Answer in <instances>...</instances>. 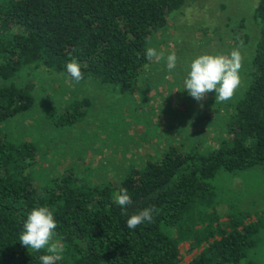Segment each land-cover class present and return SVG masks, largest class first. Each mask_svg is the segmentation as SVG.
<instances>
[{"label":"trees","instance_id":"1","mask_svg":"<svg viewBox=\"0 0 264 264\" xmlns=\"http://www.w3.org/2000/svg\"><path fill=\"white\" fill-rule=\"evenodd\" d=\"M183 2L0 0V264H41L39 257L50 254L19 241L28 213L39 206L57 223L52 242L64 252L56 264H178L181 243L199 249L185 264L245 258L258 222H243L246 215L233 212L234 205L216 202L212 182L220 173L264 167V0H251L257 36L249 79L233 103L221 106L214 146L202 149L189 135L183 143V134L103 178L105 162L90 152L83 159L73 152L70 164L52 168L41 164L46 151L36 139L12 130L38 95L25 70L42 67L73 80L66 64L75 58L79 82L131 87L150 66L146 49ZM68 100L52 126L74 125L90 105L87 97ZM121 188L132 199L126 215L115 202ZM144 208L154 209L153 222L127 228L129 216Z\"/></svg>","mask_w":264,"mask_h":264},{"label":"rangeland","instance_id":"2","mask_svg":"<svg viewBox=\"0 0 264 264\" xmlns=\"http://www.w3.org/2000/svg\"><path fill=\"white\" fill-rule=\"evenodd\" d=\"M250 3L251 0H184L181 7L171 12L167 28L159 32L152 45L165 59L174 52L175 68L169 71L164 60L151 61L139 82L131 87L77 83L42 67L25 70L24 76L34 82L38 95L32 108L12 123L13 133L25 132L30 139H36L40 150L46 151L40 155L41 164L50 163L52 168L70 164L73 152L77 155L79 151L82 159L85 152L87 158L90 152L93 159L105 162L108 171H103V178H111L110 172L117 173L128 161L141 160L146 152L152 153L163 143L171 144L170 139L176 142L183 134V143H187L189 135V141L202 149L214 146L219 139L221 119L217 117L223 111L221 106L233 103L249 79L251 50L257 36ZM241 41V83L235 97L222 103L215 100L214 92L199 102L192 98L183 83L191 61L203 54L227 55ZM83 97L90 100V105L74 125H51L50 121L71 102L68 99ZM102 166L98 164L97 169ZM212 183L217 190L216 202L234 205L233 212L239 210L246 215L243 222H258L255 243L237 264L246 260L264 264V167L220 173ZM187 249V243L179 245L178 264H185L199 250Z\"/></svg>","mask_w":264,"mask_h":264},{"label":"clouds","instance_id":"3","mask_svg":"<svg viewBox=\"0 0 264 264\" xmlns=\"http://www.w3.org/2000/svg\"><path fill=\"white\" fill-rule=\"evenodd\" d=\"M241 47H243L242 41L239 47L233 48L227 55L203 54L194 58L183 81L184 89L188 94L198 102L202 101L210 92H214L215 100L221 103L232 99L241 83L239 75L243 62ZM145 58L150 62L157 63L164 60L169 71L175 68L177 62L174 52L167 55L165 59L163 53H158L152 47L146 49ZM66 69L71 79L77 83L83 79L80 65L75 58L66 64ZM115 202L121 207L122 215H126V206L132 203L127 189H120L115 197ZM153 212V208H144L138 213L132 214L126 221V227L135 229L145 221L153 222ZM56 228L57 223L53 213L47 207H34L23 223L19 241L27 249L36 252L46 249L47 253H50L39 257L41 264H56L57 261L63 259L62 253L64 252L62 244L52 242Z\"/></svg>","mask_w":264,"mask_h":264}]
</instances>
